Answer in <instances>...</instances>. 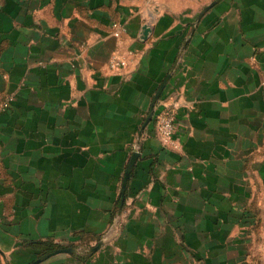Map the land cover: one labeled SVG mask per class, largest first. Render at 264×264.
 I'll list each match as a JSON object with an SVG mask.
<instances>
[{"label": "crops", "instance_id": "obj_1", "mask_svg": "<svg viewBox=\"0 0 264 264\" xmlns=\"http://www.w3.org/2000/svg\"><path fill=\"white\" fill-rule=\"evenodd\" d=\"M214 1L0 0V264H264V0Z\"/></svg>", "mask_w": 264, "mask_h": 264}, {"label": "built area", "instance_id": "obj_2", "mask_svg": "<svg viewBox=\"0 0 264 264\" xmlns=\"http://www.w3.org/2000/svg\"><path fill=\"white\" fill-rule=\"evenodd\" d=\"M110 69L119 71L127 67V62L123 59L113 58L110 61ZM10 107V100L0 103V114L7 111ZM155 133L165 149L176 148V109L169 108L160 112L154 119Z\"/></svg>", "mask_w": 264, "mask_h": 264}, {"label": "water", "instance_id": "obj_3", "mask_svg": "<svg viewBox=\"0 0 264 264\" xmlns=\"http://www.w3.org/2000/svg\"><path fill=\"white\" fill-rule=\"evenodd\" d=\"M221 0H215L212 4H210L208 7H206L200 14L199 16V19H201L210 9H212L217 3H219ZM151 33V29L149 27H145L143 29V41H146L149 37ZM168 79L164 82V84L162 85L161 89L159 90L158 94L156 95L154 101H153V105H152V110L150 112V115L148 117V119L146 120V123L144 125V128L146 126H148V124L152 121L153 119V115H154V109H155V105L156 103L158 102V100L160 99L164 89H165V86H166V83H167ZM136 158H137V155L135 154L130 165H129V168L126 172V177H125V180H124V186H123V190H122V195L123 197L125 196V192H126V188H127V183H128V180L130 178V175H131V172H132V169L135 165V162H136ZM74 251L72 249H66V250H61V251H57L55 252L54 254H50L48 256H44L38 260H36L35 262H33L32 264H40L42 262H44L45 260H47L49 257L53 256V255H56V254H59V253H73Z\"/></svg>", "mask_w": 264, "mask_h": 264}]
</instances>
